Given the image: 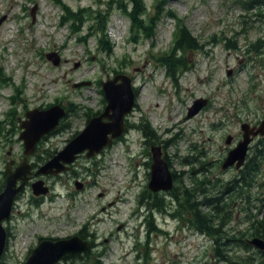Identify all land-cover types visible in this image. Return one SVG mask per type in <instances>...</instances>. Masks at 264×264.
<instances>
[{"label":"rangeland","instance_id":"rangeland-1","mask_svg":"<svg viewBox=\"0 0 264 264\" xmlns=\"http://www.w3.org/2000/svg\"><path fill=\"white\" fill-rule=\"evenodd\" d=\"M63 1L76 10L89 5L104 8L102 2L109 0ZM145 1L149 14L156 12V0ZM248 1H167L165 9L184 18L199 42L198 49L186 53L188 69L178 72L175 79L157 60L171 51L177 27V21L165 14L153 37L140 34L138 41H129L133 34L130 20L115 8L108 32L114 46L109 53L99 47L96 36L87 44L79 43L80 38L89 37L90 22L80 34L74 33L73 27L61 25L63 10L54 0H0V121L8 109H14L9 117L14 116L13 124L5 123L0 132V192L7 161L14 159L18 164L23 159L24 143L19 134L25 112L58 101L73 106L64 128L49 135L30 157L38 167L48 153L61 150L85 128L87 116L80 109H104L98 81L119 70L132 75L138 89V110L129 122L140 124L145 118L159 139L172 141L166 153L173 157L175 171H185V186H193L189 172L203 163L208 168L205 174L213 180L234 178L236 169H222L223 150L228 147L225 139L241 132L242 121L264 118L260 116L264 110V6L247 10L243 4ZM259 39L263 45L259 53L253 48L249 51ZM50 52H57L59 64L46 57ZM229 69L233 70L231 76ZM82 81L92 84L75 87ZM13 95L15 103L11 102ZM201 97L208 99L207 107L187 118L188 107ZM140 132H132L98 156H81L72 170L61 176H34L42 178L51 190L36 197L29 185L24 188L4 223L9 240L1 264H24L42 238H67L80 229L96 231L101 243L93 252L77 255L89 253L90 262L102 254V264H219L214 257V239L192 228L188 214L171 217L167 210H156L157 228L151 230L145 223L149 211L139 204L138 196L145 187L150 190V168L145 165V136ZM77 180L84 183L83 188L75 185ZM36 198L42 200L33 201ZM167 209L173 211L172 206ZM244 215L236 210L225 229L238 233L246 225L241 224ZM256 250L251 247L249 253ZM79 259L60 264H79Z\"/></svg>","mask_w":264,"mask_h":264},{"label":"trees","instance_id":"trees-1","mask_svg":"<svg viewBox=\"0 0 264 264\" xmlns=\"http://www.w3.org/2000/svg\"><path fill=\"white\" fill-rule=\"evenodd\" d=\"M54 1L63 10L61 25L65 26L68 24L73 27L72 31L74 33L80 34L86 23L90 22L87 27L89 37L80 38L79 43L87 44L91 36H96L99 47L109 53L113 52L114 46L111 43L108 32L111 14L115 8H118L131 21L132 41H138L140 34L146 37H153L156 33L155 28L164 14L175 19L177 27L174 31V43L171 51L166 52L157 59L168 69V74L175 79L178 72L181 74L188 69L189 59L186 53L199 48L198 39L191 34L184 18L179 17L174 10L165 9L168 0H156L154 5L156 12L153 14H149L145 0H109L102 2V4H105L104 8H101L100 5L98 8L93 9L89 5L76 10L63 0ZM243 6L247 10L252 8V6L261 7L264 6V0H249ZM260 41L261 39L254 42L249 51L253 48L259 53L263 46ZM15 98L14 95L11 97L12 103H15ZM103 101L105 102L106 100L103 98ZM72 109L73 106L69 107L70 111ZM12 115H14V109L10 108L6 113L5 119L0 121V132L3 131L5 123L11 122L13 124L14 116L9 119ZM64 126L65 124L62 128ZM59 130L57 129L55 132ZM54 154L48 153L43 163L53 157ZM185 162L191 165L194 163L190 160ZM207 171L208 168L204 163L201 165L200 170L191 169L189 175L193 181L192 187H187L183 184L182 179L185 172L181 173L179 175L180 180L174 185L176 192L172 200L165 202L164 197L157 196L153 200L148 198L147 204L151 208L156 206L159 211L168 210L167 208L172 205V208H174L173 216L184 217L185 213L188 214L187 220L192 228L214 239L216 263L264 264V251L257 249L253 254H242L241 252V250L248 252L251 248L247 243L246 237L258 236L264 239V138L256 144L253 154L248 156L244 166L229 181L213 180L205 174ZM202 174L204 175L203 177ZM173 175L174 177L178 176V173L174 171ZM4 182L5 180L2 184L3 187ZM236 210L245 213L243 219H241V224L246 225L240 228L238 233L232 234L225 228L234 218ZM232 239L238 240L231 241ZM231 246H236L237 249H232L230 248ZM89 255L88 253L81 257L68 256V259L77 260L80 258L81 261L79 259L77 262L79 264H102L100 259L102 254L98 255L93 262H90L91 257Z\"/></svg>","mask_w":264,"mask_h":264},{"label":"water","instance_id":"water-1","mask_svg":"<svg viewBox=\"0 0 264 264\" xmlns=\"http://www.w3.org/2000/svg\"><path fill=\"white\" fill-rule=\"evenodd\" d=\"M47 58L54 64L60 63L57 52H50ZM228 76L233 74V70L227 71ZM91 81L75 83V87L91 85ZM107 98V105L104 111L92 117L87 126L69 144L45 162L35 172V175H58L71 168L78 156L87 151V157H93L100 153L105 147L111 145L114 139L120 137L125 130V116L134 108L135 92L132 88V78L128 74H117L113 78L102 82ZM208 104L207 98H197L188 107L187 118L198 114ZM67 110L60 104H55L47 109L34 108L26 112V118L21 122L23 130L20 139L24 141V158L17 166L15 161L10 160L6 164V184L0 192V262L5 253L8 243V230L4 222L11 217L14 203L19 193L26 187L32 178L33 166L30 163V155L36 150L37 142L55 130L61 119L66 115ZM108 118V120H106ZM242 139L232 148L225 158L222 169L226 170L231 166L241 169L247 159L250 143L252 140L264 135V119L259 126H252L248 122L241 123ZM233 136L228 135L226 144H231ZM153 164L149 188L154 192L169 191L174 186V176L168 162L162 157V148L154 146L152 148ZM76 186L80 189L84 183L76 181ZM34 195H47L50 187L43 179H38L32 183ZM250 244L259 250L264 251V239L253 237L248 240ZM91 243L84 240L79 235L67 238L42 239L30 252L24 264H59L69 255H78L90 249Z\"/></svg>","mask_w":264,"mask_h":264},{"label":"flooded vegetation","instance_id":"flooded-vegetation-1","mask_svg":"<svg viewBox=\"0 0 264 264\" xmlns=\"http://www.w3.org/2000/svg\"><path fill=\"white\" fill-rule=\"evenodd\" d=\"M129 74V73H128ZM110 77V75H108L107 76V78H109ZM133 77V76H132ZM133 81H134V79H133ZM135 88V87H134ZM135 90V95H136V103H135V107H134V109L129 113V114H127L126 115V118H125V130H124V132H123V134L119 137V138H116V139H114V142H113V144L112 145H114V144H116L117 142H119V141H121V140H126L127 138H128V136H129V134H131L132 132H134V131H141L143 134H144V136H145V138H144V140H143V142H142V145H143V151H142V153L146 156V157H148V160H147V162L145 163V165L148 167V168H150V169H152V164H153V162H154V160H153V155H152V148L154 147V146H160L161 148H162V157L168 162V164H169V167H170V169L172 170V173H174V160H173V157H171V156H169V154H167L166 153V147L167 146H170L171 144H172V141L169 139V140H162L161 138L159 139L158 138V136H157V134L155 133V131H154V129L151 127V125L149 124V122H148V120L147 119H145V118H142L141 120H140V124H135V123H130L129 122V118H130V116H131V114H134V111H136V110H138V106H137V88H135L134 89ZM210 102V101H209ZM260 116H263L264 117V110H263V113H261V115ZM264 119V118H263ZM262 118L261 119H259V118H257L256 120H254V121H250L249 123L252 125V126H259L260 125V123H261V121L263 120ZM242 122H244V121H242ZM241 122V123H242ZM246 122H248V121H246ZM65 124V122L64 121H62L61 122V124H60V126H63ZM144 125V126H143ZM148 128V129H147ZM140 132V133H141ZM232 135V134H231ZM242 135H243V133H242V131L238 134V135H232L233 136V141H232V145L231 146H228V147H224V153H225V157L227 156V154H228V152L230 151V149L231 148H233L234 146H236V144H238V142L241 140V138H242ZM75 137V136H74ZM74 137H72L68 142H70ZM262 138H264V135L263 136H257V137H255L253 140H252V142L250 143V148H249V152H248V156L250 155V154H253V152H254V149H255V147H256V144L262 139ZM68 144V143H67ZM67 144L62 148V149H64L66 146H67ZM111 145V146H112ZM149 145H151L150 147H151V150H149L148 149V146ZM38 146H39V144H38ZM37 146V147H38ZM110 147V146H109ZM107 148L108 147H106L104 150H102V152H104V151H106L107 150ZM61 149V150H62ZM60 151V150H59ZM87 152V151H86ZM86 152H83L82 154H80L79 155V158L81 157V156H85L86 157ZM101 152V153H102ZM100 153V154H101ZM56 154V153H55ZM99 155V154H98ZM98 155H96V156H98ZM95 157V156H94ZM225 157H223L222 158V161L225 159ZM78 158V159H79ZM77 159V160H78ZM76 160V161H77ZM75 161V162H76ZM74 162V163H75ZM74 163L71 165V168L69 169V170H67V172L68 171H71L72 170V166L74 165ZM199 170L201 169V167L200 168H198ZM230 169H236L235 168V166H232ZM195 170H197V169H195ZM177 173H178V176H175L174 177V185L176 184V183H178V181L180 180V174L181 173H183V172H185V171H176ZM196 172V171H195ZM198 174H200V173H198ZM62 174H60L59 176H61ZM147 175L150 177V171L148 170L147 171ZM174 176V175H173ZM175 189H174V186H173V188L171 189V190H169V191H161V192H152L151 190H148L146 187H145V189L143 190V191H141L140 193H139V196H138V202H139V204L140 205H144L145 204V206L148 208V211H149V214L146 216V218H145V223L146 222H148V224H149V227L151 226V230L152 229H156V227L157 226H154V223H155V217H154V211H156V210H158L157 208H156V206L155 207H153V208H151L150 207V205L149 204H147V200H148V198H150V199H155L157 196H162V197H164L165 199L166 198H168L169 197V199H171L172 200V198H173V196H174V194H175ZM40 200H42V199H40V198H36L35 200L33 199V201H35V202H38V201H40ZM171 204H172V202H171ZM172 206V205H171ZM171 215V214H170ZM172 216V215H171ZM122 226H124L123 224H122ZM122 226H120V227H122ZM96 231H90V232H88L86 229H80L79 231H78V233H77V235H79L81 238H83L84 240H88L90 243H91V247H90V249H88V250H90L91 252H93V250H95V248L98 246V245H100L101 243H99L98 241H97V236H96ZM238 239H232L231 241H237ZM246 254H252V253H249V251L247 252L246 251ZM78 255H81V254H78ZM70 257H72V256H70Z\"/></svg>","mask_w":264,"mask_h":264}]
</instances>
